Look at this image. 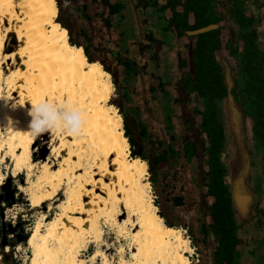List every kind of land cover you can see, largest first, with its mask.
<instances>
[{
  "label": "clouds",
  "instance_id": "clouds-1",
  "mask_svg": "<svg viewBox=\"0 0 264 264\" xmlns=\"http://www.w3.org/2000/svg\"><path fill=\"white\" fill-rule=\"evenodd\" d=\"M59 14L57 0H0V102L31 117L27 129L11 115L0 120V188L11 177L17 201H0L3 223L23 221L28 237L4 245L0 262L11 253L18 264H193L187 229L160 215L149 161L133 155L110 103L111 74L71 43ZM11 33L18 47L7 53ZM45 145L46 160L38 155Z\"/></svg>",
  "mask_w": 264,
  "mask_h": 264
},
{
  "label": "rangeland",
  "instance_id": "rangeland-1",
  "mask_svg": "<svg viewBox=\"0 0 264 264\" xmlns=\"http://www.w3.org/2000/svg\"><path fill=\"white\" fill-rule=\"evenodd\" d=\"M107 1L120 4L121 9L110 15L103 0H85L90 22L82 16L83 13L78 14L74 32L84 44L88 43L89 37L92 38V44H88L91 55L100 57L112 72L117 92L110 102L121 105L134 133L144 129L134 148L147 156L152 148L150 142L156 146L164 136L175 150L164 182L165 190L172 195L186 193L189 197L188 205L186 203L181 208H190L186 213L193 223L192 234L198 240L196 255L191 257L193 264L197 258L199 264H217L214 251L218 235L211 228L212 197L206 195L207 156L196 147L204 140L199 130V111L203 109L205 100L186 87L191 70L193 39L178 37L167 28L170 11L159 8L163 0H157V6H145L138 0ZM244 5L245 13L257 20L258 42L264 48V0H244ZM222 24L221 37L225 43L237 28L229 20ZM238 45L241 46V43ZM109 51L130 59L142 67L143 72L136 74L128 71L112 58ZM216 55L224 65L228 82L231 84L233 78L240 80V67L228 50L223 47ZM216 105L225 133L220 160L225 169L224 181L233 194L236 233L240 239L236 262L264 264V150L253 138L252 120L244 119L232 100L220 99ZM44 140H48L47 135ZM39 145L37 140L33 148ZM187 147L192 150L190 155ZM48 154L49 149L45 145L38 155L46 160ZM158 168L164 171L166 165L161 163ZM21 182L24 183L23 179ZM173 217H178L183 227L188 223L183 210H173ZM5 225L11 229L9 232L17 233V237L16 241H9L8 234L0 236V251L4 245L17 242L18 237H24V241L28 239L23 232V221L16 227L8 223ZM202 227L206 235L202 233ZM192 247H195L193 242ZM4 261L18 264L11 253L5 254Z\"/></svg>",
  "mask_w": 264,
  "mask_h": 264
},
{
  "label": "trees",
  "instance_id": "trees-1",
  "mask_svg": "<svg viewBox=\"0 0 264 264\" xmlns=\"http://www.w3.org/2000/svg\"><path fill=\"white\" fill-rule=\"evenodd\" d=\"M110 15L121 9L120 4H112L103 0ZM144 2L145 6H157V0H138ZM160 9H169L170 16L167 19V28L173 30L178 37L185 36L189 40L193 39L191 47V70L186 79V87L197 96L205 100L203 109L199 111V130L204 135L203 143L196 146L206 153V195L212 197L210 205L212 224L211 228L218 235L217 248L214 255L217 264H237L236 248L239 244V237L236 233L237 223L234 218L233 194L224 181V167L220 160V152L225 140V133L217 115V100L228 98L238 107L241 116L252 120L253 138L259 142L264 150V48L259 46L257 20L253 16L245 13L244 0H163ZM86 21L90 18L85 14ZM229 20L237 28L235 34L230 36L225 43L222 42L221 31L223 22ZM57 22L69 29L71 43L82 45L85 48L89 61H100L105 70L112 72L104 61L97 55H91L88 44H92V38H88V43L81 42L74 32V22L63 18L61 10ZM90 24V23H89ZM209 24H218L217 28L210 29L194 35L187 34L188 31ZM241 43V46L238 43ZM226 48L229 54L236 59L240 67L241 79L233 78V82H228L224 65L218 60L216 52ZM105 50V49H103ZM112 58L123 65L128 71L136 74L143 72L142 67H138L133 61L114 51H109ZM120 108L124 116L125 135L130 138L133 155H140L149 161L151 183L159 199L156 204L160 207V215L166 217L170 226H181L178 217H173V210H183L187 215L188 223L184 227L189 232L188 235L198 249V240L193 236V223L188 213L190 208L182 209L181 206L189 202L188 195H172L165 190V180L169 172L170 160L175 153L171 144L163 136L156 146L150 142L151 150L147 156L141 154L134 148L137 138L143 136L144 129L139 133H134L130 124L125 118L122 107L117 102H111ZM145 105L147 103L145 102ZM189 155L191 149L187 147ZM164 163L166 169L160 171L158 166ZM168 169V171H167ZM16 190L12 184V178L0 188V201L8 203L10 207L16 203ZM4 208L0 207V236L8 234L11 229H7L2 223ZM202 233L206 235L204 227ZM18 241H24V237H18ZM201 253H203L200 250ZM14 264V263H12Z\"/></svg>",
  "mask_w": 264,
  "mask_h": 264
},
{
  "label": "bare ground",
  "instance_id": "bare-ground-1",
  "mask_svg": "<svg viewBox=\"0 0 264 264\" xmlns=\"http://www.w3.org/2000/svg\"><path fill=\"white\" fill-rule=\"evenodd\" d=\"M17 14L19 15L20 13L18 12ZM6 23H7V22H6ZM10 37H11V43H10V45H9L8 47H6V52H7V53H10V52H12V51H15L16 48L18 47V41H17L16 34H15V33H11V34H10ZM77 46H78V45H77ZM10 48H11V50L9 51ZM17 61H18V63L20 62V58H19V57H17ZM89 62H91V61H89ZM99 62H100V61H99ZM9 63H10V62H9ZM100 63H101V62H100ZM22 70L27 71L26 66H24V67L22 68ZM105 71H107V70H105ZM107 72H109V71H107ZM38 73H39V70L37 69L35 74L38 75ZM6 74H7V73H6ZM21 83H22V81H21ZM15 94H16L15 96H17V93H15ZM110 103H111V102H110ZM26 107H27V108H30L31 105H30V104H27ZM6 114H7V115H11V116H13L15 119L19 120V121H20V125H19L20 128H22V129H27V127H28V122H29V120L31 119V117L28 116V114H27V112H26L25 109H19V110H17V111H11V110H9V109H5L4 106H3V104H2V102H0V120H1V118L3 119V117H4ZM62 155L66 156V155H67V150H65V151L62 153ZM114 157H115V154H113V156L110 157V160L113 159ZM74 159H76V158H74ZM110 170L114 171V170H115V166H112V167L110 168ZM80 171H82V170H80ZM96 178L99 179L98 176H97ZM106 182H108V179H107V178H106ZM89 188H91V186H89ZM99 191H100L99 188H97V192H99ZM84 199H85L86 206H87V207H91V205H88V204H87V201H88L89 197H85ZM84 216H85V218H86V214H84ZM125 216H126V213H125ZM125 216H122L120 219L123 220V219L125 218ZM88 226H89V225H87V224L85 225V227H88ZM169 226H170V225H169ZM185 255H187V254L185 253Z\"/></svg>",
  "mask_w": 264,
  "mask_h": 264
},
{
  "label": "flooded vegetation",
  "instance_id": "flooded-vegetation-1",
  "mask_svg": "<svg viewBox=\"0 0 264 264\" xmlns=\"http://www.w3.org/2000/svg\"><path fill=\"white\" fill-rule=\"evenodd\" d=\"M85 0H70L67 8L63 6V0H57L58 7L61 10L63 18L67 21L75 22L77 15L83 13V17L87 12V7L84 5Z\"/></svg>",
  "mask_w": 264,
  "mask_h": 264
},
{
  "label": "water",
  "instance_id": "water-1",
  "mask_svg": "<svg viewBox=\"0 0 264 264\" xmlns=\"http://www.w3.org/2000/svg\"><path fill=\"white\" fill-rule=\"evenodd\" d=\"M217 27H218V24H209V25H206L204 27H200V28H197V29H194V30H190V31L187 32V34L194 35V34L201 33V32H204V31H208L210 29H214V28H217ZM0 264H10V263L2 261V262H0Z\"/></svg>",
  "mask_w": 264,
  "mask_h": 264
}]
</instances>
